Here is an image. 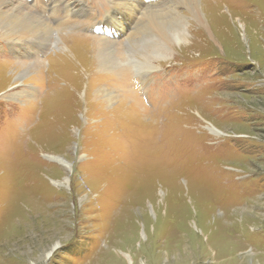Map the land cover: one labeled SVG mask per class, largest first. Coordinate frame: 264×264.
Wrapping results in <instances>:
<instances>
[{"label": "rangeland", "instance_id": "obj_1", "mask_svg": "<svg viewBox=\"0 0 264 264\" xmlns=\"http://www.w3.org/2000/svg\"><path fill=\"white\" fill-rule=\"evenodd\" d=\"M206 2L154 68L126 21L122 78L92 50L106 0H83L98 28L0 52V264H264V0Z\"/></svg>", "mask_w": 264, "mask_h": 264}, {"label": "bare ground", "instance_id": "obj_2", "mask_svg": "<svg viewBox=\"0 0 264 264\" xmlns=\"http://www.w3.org/2000/svg\"><path fill=\"white\" fill-rule=\"evenodd\" d=\"M15 1L16 0H0V36L4 37L0 38L1 53L7 50L17 55L21 53H25V55L30 57L35 55L37 50L44 48V44H48L50 41L53 30L51 23L53 25L56 24V26L66 25V27L74 30H82L92 26L97 28L100 27L99 24H96V21H94L91 15L92 13L87 6L84 5L83 0L71 2V7L67 0H33L34 12L22 1ZM106 1H109V10L105 14L106 21L103 23V26L106 27L104 31L107 35L104 34V37L98 39V45L94 46V42L91 41L92 50L93 54L95 50L97 51L101 65L102 62H106L113 66V70L118 78L120 76V78H122L124 73L121 71V67H119L121 65V59L117 56V52L113 48V45L116 44L114 35L116 33H123L126 21L130 19L133 21V19L140 14L138 23L135 27L139 28L137 37H130L127 35L126 39L129 41V46L134 50V54H137L142 59L141 64L143 67L154 68L151 67L152 64L150 62L154 56L161 58L168 57L172 44H181L189 39H187V35L189 34L187 28L188 21L185 19V15H183L182 12L179 13L175 10V7L181 5L188 14V17L193 19V22L202 23L203 14L201 10H203L204 4L207 3L206 0H167L168 5L162 7L160 3L149 4V2L155 0ZM49 2H51V5L48 6ZM76 2L77 4L75 5ZM209 3H211L208 7L210 10L204 9L205 12L216 16L217 13L214 12L216 8L214 9L212 2ZM63 14L68 17V25L64 24L65 20ZM190 23L192 24V22ZM150 34L155 37L157 42L155 44L153 42V45L148 46L147 42L149 38L146 37L150 36ZM7 38L14 41L9 43ZM66 38L71 39V37ZM89 38L92 40V37ZM150 49H152V55H150ZM34 68L33 66V72ZM108 68L110 69V67ZM98 92L107 100H110L112 97L110 92L106 89H100ZM48 95L49 92L45 97ZM211 130L213 129L211 128ZM213 132L216 133L217 131L214 130Z\"/></svg>", "mask_w": 264, "mask_h": 264}, {"label": "water", "instance_id": "obj_3", "mask_svg": "<svg viewBox=\"0 0 264 264\" xmlns=\"http://www.w3.org/2000/svg\"><path fill=\"white\" fill-rule=\"evenodd\" d=\"M53 249H55V248H53ZM53 249H52V250H53Z\"/></svg>", "mask_w": 264, "mask_h": 264}]
</instances>
